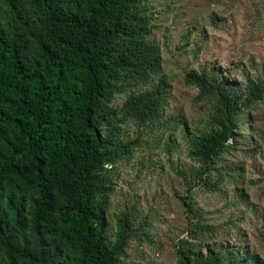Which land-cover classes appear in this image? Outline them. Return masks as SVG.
<instances>
[{
  "label": "trees",
  "instance_id": "1",
  "mask_svg": "<svg viewBox=\"0 0 264 264\" xmlns=\"http://www.w3.org/2000/svg\"><path fill=\"white\" fill-rule=\"evenodd\" d=\"M151 1L0 0V264H127L132 240L152 242L150 222L133 210L116 216L113 234L106 220L113 169L132 160L138 143L128 123H182L164 120ZM185 81L210 109L205 128L186 135L198 164L190 175L217 193L237 179L219 163L231 142L244 140V116L264 101V85L243 87L214 68L190 71ZM193 215L201 222L202 213ZM197 232L207 233L201 224ZM176 255L179 264H264L188 240Z\"/></svg>",
  "mask_w": 264,
  "mask_h": 264
},
{
  "label": "rangeland",
  "instance_id": "2",
  "mask_svg": "<svg viewBox=\"0 0 264 264\" xmlns=\"http://www.w3.org/2000/svg\"><path fill=\"white\" fill-rule=\"evenodd\" d=\"M150 5L151 38L161 46L167 87L164 120L182 123L171 130L133 122L125 127L138 143L132 160L113 169L109 230L116 231V216L125 210L150 222L152 242L132 240L127 264H179L182 240L264 260V101L244 116L249 121L244 140L231 142L235 149L219 163L237 170L236 181L226 179L213 193L190 175L198 164L188 155L186 135L205 128L210 109L185 81L190 71L214 68L243 87L250 80L264 85V0H152ZM126 98L118 96L114 105ZM195 212L202 213L199 223ZM198 224L205 235L198 234Z\"/></svg>",
  "mask_w": 264,
  "mask_h": 264
}]
</instances>
